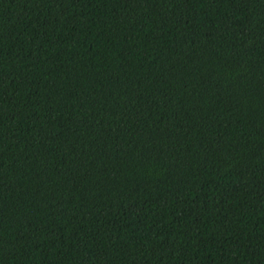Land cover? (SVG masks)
<instances>
[{
  "label": "trees",
  "instance_id": "1",
  "mask_svg": "<svg viewBox=\"0 0 264 264\" xmlns=\"http://www.w3.org/2000/svg\"><path fill=\"white\" fill-rule=\"evenodd\" d=\"M0 264H264V0H0Z\"/></svg>",
  "mask_w": 264,
  "mask_h": 264
}]
</instances>
